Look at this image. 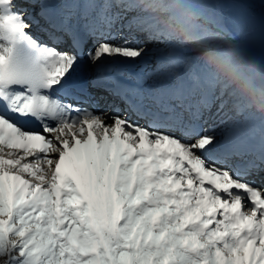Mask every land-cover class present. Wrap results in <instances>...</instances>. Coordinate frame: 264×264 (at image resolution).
<instances>
[{"label": "snow or ice", "instance_id": "obj_1", "mask_svg": "<svg viewBox=\"0 0 264 264\" xmlns=\"http://www.w3.org/2000/svg\"><path fill=\"white\" fill-rule=\"evenodd\" d=\"M257 48L264 0H0V264H264Z\"/></svg>", "mask_w": 264, "mask_h": 264}, {"label": "rangeland", "instance_id": "obj_2", "mask_svg": "<svg viewBox=\"0 0 264 264\" xmlns=\"http://www.w3.org/2000/svg\"><path fill=\"white\" fill-rule=\"evenodd\" d=\"M159 46V45H157ZM256 70L253 78V86L257 89L264 86V51L257 48L255 51ZM258 97V93H257ZM258 111V109H255Z\"/></svg>", "mask_w": 264, "mask_h": 264}, {"label": "bare ground", "instance_id": "obj_3", "mask_svg": "<svg viewBox=\"0 0 264 264\" xmlns=\"http://www.w3.org/2000/svg\"><path fill=\"white\" fill-rule=\"evenodd\" d=\"M152 63H153L152 59L149 58V60L146 61L143 65L133 66V70H135V71H140L142 69H144V70H150Z\"/></svg>", "mask_w": 264, "mask_h": 264}]
</instances>
